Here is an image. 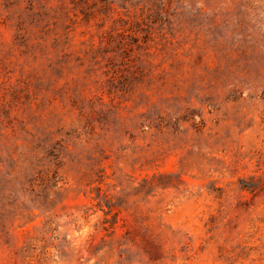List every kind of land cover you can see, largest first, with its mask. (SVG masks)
Returning <instances> with one entry per match:
<instances>
[{"label":"rangeland","instance_id":"rangeland-1","mask_svg":"<svg viewBox=\"0 0 264 264\" xmlns=\"http://www.w3.org/2000/svg\"><path fill=\"white\" fill-rule=\"evenodd\" d=\"M0 264H264V0H0Z\"/></svg>","mask_w":264,"mask_h":264}]
</instances>
